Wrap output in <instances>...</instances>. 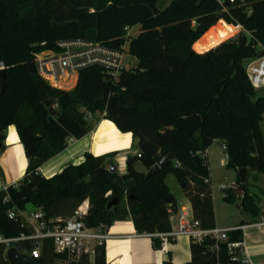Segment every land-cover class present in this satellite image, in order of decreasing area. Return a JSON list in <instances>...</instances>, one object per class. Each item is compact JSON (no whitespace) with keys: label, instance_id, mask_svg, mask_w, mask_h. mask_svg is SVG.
<instances>
[{"label":"trees","instance_id":"obj_1","mask_svg":"<svg viewBox=\"0 0 264 264\" xmlns=\"http://www.w3.org/2000/svg\"><path fill=\"white\" fill-rule=\"evenodd\" d=\"M158 2L0 0V63L5 67L0 151L6 129L13 126L27 160L17 187L0 191L4 239L31 235L21 217L27 204L51 227L71 218L87 201L86 227L107 230L114 222L130 220L137 235L150 236L153 248L159 250L161 241L151 236L169 233V211L175 212L174 198L165 184L168 176L180 186L185 184L183 193L200 227L215 228L208 169L201 157L214 142L226 148V169L264 175L260 129L264 95L258 96L245 73L246 64L264 54V0H233L222 6L218 0H169L162 10ZM237 26L250 36L243 46L237 40L228 41L239 32ZM126 27H138L128 46L135 70L121 74L115 82L106 69L92 66L79 74L72 91L65 92L49 87L27 69L34 54L57 52L61 41L83 40L120 50ZM86 113L96 124L108 121L118 132L131 134L132 149L140 156L134 157V164L140 171L133 164L120 177L109 172L115 153L100 157L85 153L80 165H67L47 179L39 173L72 140L93 130ZM168 155L173 160L146 179V172ZM87 177L88 183L78 184ZM119 178L135 182L127 195L113 184ZM241 190V210L257 217L256 199L247 185ZM129 195L135 201L128 200ZM168 196L172 199L166 205ZM113 198L119 204L108 210ZM236 199L231 191L223 196L227 204ZM10 211L16 220L8 218ZM227 238L228 243L241 242L242 232H229ZM215 245L209 238L201 244L191 241L187 264H236L227 243H218L214 251ZM21 248L33 247L25 241ZM2 253L0 248V264H8ZM40 253L36 264L65 259L53 253L49 239L41 241ZM81 264H106L104 244L95 248L92 263ZM162 264L173 263L168 259Z\"/></svg>","mask_w":264,"mask_h":264},{"label":"built area","instance_id":"obj_2","mask_svg":"<svg viewBox=\"0 0 264 264\" xmlns=\"http://www.w3.org/2000/svg\"><path fill=\"white\" fill-rule=\"evenodd\" d=\"M226 2L233 3V0H218L220 6ZM192 25H194L193 22ZM136 28H124L123 45L120 50L109 49L101 44L89 43L83 40L58 42L57 52L46 51L33 55L35 74L49 87L65 92L72 91L75 88L79 74L92 66L106 69L112 81L115 82L121 74L134 72L135 70L133 65L125 62V57L128 55V46L134 38L133 31ZM4 70V64L0 63V72H4ZM245 73L251 87L256 91H263L264 54L259 58L249 61L246 64ZM90 118L91 116L86 113L85 120L88 121ZM221 149L223 151L221 165L225 166L228 162V156L224 145H221ZM204 153L201 154V157L205 160ZM136 157L139 158L140 156L137 154ZM12 187L16 188L17 186L13 185ZM227 190L228 188L225 186L220 187L221 192ZM230 190L232 191V189ZM87 210L88 203L86 204L85 211H80L79 207L71 218L65 220L61 225L51 227L42 221V216L37 211L21 214L24 225L32 233L28 237L21 235L18 239H4L0 236V248H3L2 256L5 258V254L10 248L16 244L21 248V243L27 241L32 244L33 248L31 250L21 248V253L27 255L35 262L41 258V241L49 239L52 241L53 253L56 256L65 257L60 262L64 264H81L84 261L92 263L95 248L105 243L108 234L107 230L102 227L95 229L86 227L84 218L87 215ZM169 213L170 232L151 236L161 241L160 249L165 248L166 245L180 237H186L196 244H201L205 239L209 238L213 239L216 243L214 251L217 250L218 243H227V250L233 255V261L236 264H248V260L244 255L245 251L242 241L228 243L227 238L229 232L241 231V227L204 230L200 227L199 221L193 218L191 208L187 210L183 209L177 213L169 211ZM8 218L16 220L17 217L14 211L8 213Z\"/></svg>","mask_w":264,"mask_h":264},{"label":"crops","instance_id":"obj_3","mask_svg":"<svg viewBox=\"0 0 264 264\" xmlns=\"http://www.w3.org/2000/svg\"><path fill=\"white\" fill-rule=\"evenodd\" d=\"M240 29V28H239ZM195 52V51H194ZM197 53V52H195ZM203 54V53H197ZM104 123H108L110 128H108V132L105 135L117 133L122 137H126L127 144L123 148L107 150L101 152L99 154L94 153V149L103 146L106 138H98L97 132L103 126ZM13 133L15 135L16 141L14 143H8L10 134ZM3 148L0 151V191L4 190L13 185H17L18 182L24 177L25 170L27 167V160L24 155V149L19 142L15 127L10 126L6 129L4 135ZM104 138V139H103ZM85 142L86 149L75 158L82 157L85 153H89L94 157H100L107 154L115 153L116 156L114 158L117 167V174L120 177L126 175V161L130 157H135L137 155V151L132 149V137L131 134H122L118 132L116 127L108 121H100L96 124L93 130L83 137L80 140H75L71 142L65 152L57 155L49 162L44 164L40 169L39 173L44 177L43 170L46 169L47 166L51 165L53 162L57 161L62 155L78 146L79 144ZM96 144V145H95ZM215 144V142L205 151V162L208 169V180L209 187L212 196L213 202V212H214V220H215V228L216 229H231L241 227L242 232V243L244 246V255L248 260V264H264V213L263 208L262 211L259 212L258 216L252 218L248 214L244 213L241 210L240 202L241 197H236L237 199L233 204L223 203L221 210L225 213L224 219L219 217L216 205L214 203V196L211 187L210 181V172H209V159H208V150ZM128 155V153H131ZM136 154V155H135ZM118 163L123 165V170H119ZM67 165H74L71 160L66 161L65 163L60 164L57 168L54 167L50 172L59 173L63 168ZM53 167V166H50ZM140 167V166H139ZM225 167V166H224ZM135 170L138 171L136 168ZM140 171V170H139ZM253 176V181L256 186H253V193L249 192V194L259 202L261 197L264 200V185L260 186L258 182H261L263 174H257L255 172H250ZM249 173V174H250ZM53 174V173H51ZM248 174V179L249 175ZM47 179V178H46ZM247 179V181H248ZM180 187V186H179ZM221 187V186H220ZM235 187V186H234ZM233 187V188H234ZM181 188V187H180ZM220 189V188H219ZM231 190H227L223 193V196ZM232 192V191H231ZM171 195L174 198L175 204V212H179L181 210L190 209V203L186 199L183 190L180 189L177 193L171 192ZM175 194V195H174ZM222 196V198H223ZM87 202H84L80 207L82 211L86 210ZM235 205V206H234ZM108 238L104 243L105 247V259L106 264H162L168 259L171 260L173 264H187L190 262V251L189 246L191 241L186 237H180L176 239L174 242L166 245L165 248L160 250H155L152 246V241L148 236H139L137 235L133 224L130 220L125 221H117L112 224L110 228L107 229Z\"/></svg>","mask_w":264,"mask_h":264},{"label":"rangeland","instance_id":"obj_4","mask_svg":"<svg viewBox=\"0 0 264 264\" xmlns=\"http://www.w3.org/2000/svg\"><path fill=\"white\" fill-rule=\"evenodd\" d=\"M169 4V0H159L158 4H157V8L158 9H164L167 5ZM220 22V21H219ZM218 24V22H217ZM216 24V25H217ZM215 25V26H216ZM238 28H240L239 32L232 37L230 40H237L238 35L240 33H245L246 34V40H250V36L249 34H247L241 27L237 26ZM133 35L134 37H136L138 35V27L133 31ZM125 62L126 63H130L131 65H134V60H132L130 58V56L126 55L125 57ZM264 95V90L263 91H259L258 92V96H263ZM89 124L93 127H95L96 122H92L91 120H89ZM260 129H261V134L264 138V116L262 118V121L260 123ZM75 141V140H73ZM72 142V141H71ZM71 142L69 143V145L71 144ZM133 150L135 151V147L133 148ZM132 154L128 153V155ZM136 155V154H135ZM208 159H209V178L211 181V187H212V191H213V196H214V203L216 205L219 217L221 219H224L225 217V213L221 210L223 203H225L223 201V193H221L220 191V186H225L228 188V190L233 189V187L235 186V182L237 180V173L233 170H228L226 169L223 165H221V160L223 158V151L221 149V143L220 142H215V144L208 150ZM114 164H116L115 160H113ZM118 167L119 170H123V165L121 163H118ZM134 168L138 169V171L140 170V167L138 165V163L134 164ZM249 179L247 181V186H248V193L251 192L253 193V186H256L254 181H253V176L252 173L249 174ZM165 184L168 187L169 191L173 192V193H177V191H179L181 188L179 187L180 185L176 182V180L172 177V176H168L165 180ZM258 184L260 186L264 185V177H262L261 182L259 181ZM174 194V195H175ZM261 200L259 202H256V205L259 209V211H262L263 205H264V200L259 197ZM227 204V203H226ZM235 206V205H234ZM55 264H64L62 262H56Z\"/></svg>","mask_w":264,"mask_h":264},{"label":"water","instance_id":"obj_5","mask_svg":"<svg viewBox=\"0 0 264 264\" xmlns=\"http://www.w3.org/2000/svg\"><path fill=\"white\" fill-rule=\"evenodd\" d=\"M246 41V34L245 33H240L237 38V45L238 46H243ZM27 69L30 72L31 75L35 74V69H34V62L33 59H30L26 63ZM5 89V83H4V73L0 72V92H3ZM49 113L52 114L53 110H49ZM173 156L168 155L165 156L164 158L161 159V161L152 166L145 174V178L148 179L150 176L156 174L159 172L161 167L168 161H172ZM134 164V158L130 157L127 159L125 165L126 168L132 166ZM109 172L110 173H116L117 172V167L115 164H110L109 165ZM238 175V185H236L232 189V195L234 197H241L242 196V186L247 185V179H248V174L246 172V169H240L237 172ZM88 183L89 178L87 177L86 179H83L82 181H79L78 184L81 183ZM114 186L118 188L123 195H127L134 187H135V182L133 179H128V180H123L121 178L117 179L114 181ZM181 189L184 190L186 187L185 184H182ZM128 200L135 201V198L133 195H129ZM172 197L168 196L165 200L164 203L168 205L171 201ZM119 204V200L117 198H113L108 204H107V209H111L113 207H117ZM25 212L28 213H34L36 212V208L32 204H27L24 208ZM5 261L8 264H36L33 260H31L27 255H24L21 253V248L18 244H16L14 247L10 248L6 254H5Z\"/></svg>","mask_w":264,"mask_h":264},{"label":"bare ground","instance_id":"obj_6","mask_svg":"<svg viewBox=\"0 0 264 264\" xmlns=\"http://www.w3.org/2000/svg\"><path fill=\"white\" fill-rule=\"evenodd\" d=\"M108 128H110V125L108 123H104L103 126L100 128V130L97 132L98 138L104 137L106 139L103 143L104 144L103 146L94 149L95 154H99L107 150L123 148L126 146L127 136L122 137L118 135L117 133L105 135L108 132ZM15 141H16L15 135L11 133L8 143H14ZM85 149H86V143L83 142L79 144L78 146L74 147L73 149H71L70 151H68L67 153H65L64 155H62L57 161L53 162L51 165L47 166L46 169L43 170L45 177L46 178L52 177L54 175V172H50V171H55L53 170L54 167L57 168L60 164L65 163L68 160H71L75 166L80 165L83 162L82 157L80 158L78 157L75 159L74 157H76L77 155H80ZM50 166H53V167H50ZM48 168H50V171L48 170ZM80 211H82L81 207H80Z\"/></svg>","mask_w":264,"mask_h":264}]
</instances>
